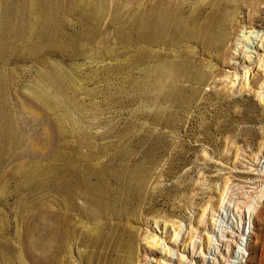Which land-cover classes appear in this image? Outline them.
<instances>
[{"label":"rangeland","instance_id":"374dc122","mask_svg":"<svg viewBox=\"0 0 264 264\" xmlns=\"http://www.w3.org/2000/svg\"><path fill=\"white\" fill-rule=\"evenodd\" d=\"M27 1L0 0V264H217L241 230L225 264H264V0H227L222 48L149 58L116 34L158 0H41L45 32ZM174 54L182 75L157 88L145 60Z\"/></svg>","mask_w":264,"mask_h":264},{"label":"bare ground","instance_id":"6f19581e","mask_svg":"<svg viewBox=\"0 0 264 264\" xmlns=\"http://www.w3.org/2000/svg\"><path fill=\"white\" fill-rule=\"evenodd\" d=\"M14 1V0H13ZM19 1V0H18ZM178 1V0H177ZM25 2V1H24ZM49 2V1H48ZM51 3V2H50ZM94 3V2H93ZM228 1L227 0H211L210 1V5H209V8H208V11L205 13V14H198V15H192V16H186L183 14V12L180 10V7L175 3V0H158V2H156L155 4H153L152 6H150L147 10L145 11H140L139 12V17H133V21L131 22V27H129L126 31H121V30H118L117 32V37L120 38L124 41V44L129 46L131 44H137V43H141L144 45V48H143V51L142 53L146 56V58L148 56H150V53L148 51V47H172V48H175L176 51H177V48L180 47L181 45H183L185 42H191V43H197V44H201L202 45V48L204 50H209V49H212L214 48L215 50L217 49H220L224 46L227 38L230 36V30H229V26H228V22H227V19H226V16H225V8L227 7L228 5ZM41 0H28L27 1V8H26V12H27V18H32L34 19V22L32 23H29V26L27 25V27H30L31 29H34L36 27H41L40 30H43L44 31V27L45 26H42V23L40 20H42V18L45 19L46 17V20H52L53 17L56 16V14H52V12L50 11H44L42 8V5H41ZM89 5L91 3H88ZM48 5V3H47ZM96 6V5H95ZM92 7V6H91ZM11 8V7H10ZM91 11V8L88 7ZM93 8V7H92ZM88 9V10H89ZM182 9V8H181ZM11 10V9H9ZM8 10V11H9ZM13 10V9H12ZM17 10V9H16ZM87 10V9H86ZM80 11V10H79ZM78 11V12H79ZM7 12V11H6ZM23 12V11H22ZM58 12V11H57ZM93 12V11H92ZM91 12L92 16L93 13ZM8 13V12H7ZM5 13V14H7ZM19 13V12H18ZM90 13V12H89ZM24 14V13H23ZM59 14V13H58ZM57 14V16H58ZM82 12L79 14L80 17L79 19H81V21L83 19H87L85 18L86 16H84L85 14H82ZM25 15V14H24ZM87 15V14H86ZM133 15H136V14H133ZM132 15V16H133ZM19 17V16H18ZM131 17V16H130ZM24 18V17H23ZM132 18V17H131ZM92 19V18H91ZM90 19V20H91ZM6 20V19H4ZM57 20V19H56ZM55 20V22H56ZM78 20V19H77ZM88 20V19H87ZM31 21V20H30ZM22 22V21H21ZM89 22V21H88ZM122 22V21H121ZM5 23V22H4ZM27 23V21H26ZM92 23V22H91ZM120 23V22H119ZM125 23V22H124ZM3 24V23H2ZM54 24V23H53ZM95 24V23H94ZM129 24V23H128ZM18 25V24H17ZM22 25V24H21ZM52 25V24H51ZM82 25V23H81ZM118 25V23H117ZM49 26V25H47ZM80 26V25H79ZM121 26V24H120ZM119 26V27H120ZM124 26V25H123ZM130 26V25H129ZM5 27V26H4ZM92 28L94 26H91ZM127 27V25H126ZM50 28V27H49ZM74 28V27H73ZM116 28V27H115ZM47 29V27H46ZM61 29V28H60ZM90 29V27H89ZM126 29V28H124ZM9 30V28H8ZM22 30V29H21ZM27 30V29H26ZM36 30V29H35ZM54 30V28H53ZM74 30V29H72ZM87 29L85 28V31ZM12 31V30H11ZM25 31V30H24ZM52 31V29H51ZM75 31V30H74ZM84 31V32H85ZM92 31V30H91ZM95 31V30H94ZM35 32V31H34ZM33 32V33H34ZM38 32V31H37ZM45 32V31H44ZM43 32V33H44ZM54 32V31H53ZM52 32V33H53ZM77 32V31H76ZM87 32V31H86ZM116 32V31H115ZM32 33V32H31ZM36 33V32H35ZM41 33V32H40ZM51 33V34H52ZM64 33V31H63ZM68 33V32H67ZM73 33V32H72ZM80 32H78L79 34ZM82 33V32H81ZM91 33V32H90ZM6 34V33H5ZM15 34H18V33H15ZM14 34V35H15ZM62 34V33H61ZM66 34V33H65ZM21 35V34H20ZM34 35V34H33ZM42 35V33H41ZM45 35V34H44ZM47 35V34H46ZM49 35V34H48ZM67 35V34H66ZM30 36V35H28ZM36 36V35H35ZM38 36H39V33H38ZM54 36V35H53ZM64 36V34H63ZM88 36V35H86ZM95 36V35H94ZM6 37V36H5ZM10 37V36H9ZM12 37V36H11ZM16 37V36H15ZM18 37V36H17ZM20 37V36H19ZM34 37V36H33ZM42 37V36H41ZM45 37V36H44ZM60 37V36H59ZM77 39H80V44L81 42H83V40L85 39V37L82 35H76L75 36ZM92 37V35H91ZM37 38V37H36ZM35 38V39H36ZM49 38H50V35H49ZM52 38V37H51ZM55 38V37H54ZM76 38H74L76 40ZM245 39H248L249 38V35H245L244 36ZM12 39V38H11ZM32 39V38H31ZM41 39V38H40ZM47 39V38H46ZM71 39V38H70ZM73 39V40H74ZM94 39V37H93ZM3 40V39H2ZM10 40V39H9ZM33 42L35 41L34 39H32ZM51 40V39H50ZM65 40V39H64ZM63 40V41H64ZM17 41V40H16ZM44 41V40H43ZM62 41V40H61ZM62 41V42H63ZM67 41V40H66ZM78 42V40H76ZM121 41V40H120ZM15 42V41H14ZM28 42V41H27ZM32 42V43H33ZM49 42V41H48ZM53 42V41H52ZM50 42V43H52ZM85 42V41H84ZM89 42H91L89 40ZM10 43V42H9ZM20 45H21V41H19ZM24 43V42H23ZM30 43V44H32ZM61 43V42H60ZM73 43V42H72ZM77 43V45L79 44ZM87 43V42H86ZM92 43V42H91ZM122 43V42H120ZM26 44V43H25ZM46 44V42H45ZM49 44V43H47ZM67 44V42H66ZM65 44V46H66ZM71 44V43H70ZM69 44V45H70ZM83 44V43H82ZM81 44V45H82ZM7 44L3 45L2 46H6ZM10 45V44H9ZM20 45H18L20 47ZM61 45V44H60ZM74 45V44H73ZM87 45V44H86ZM11 46V45H10ZM9 46V47H10ZM27 46V45H26ZM64 46V47H65ZM133 46V45H132ZM1 47V46H0ZM24 47V46H23ZM28 47V46H27ZM50 47V46H49ZM56 47V46H55ZM73 47V46H72ZM8 48V47H7ZM52 48V46H51ZM76 48V47H74ZM127 48V47H126ZM3 49V47H2ZM9 49V48H8ZM7 49V50H8ZM24 49V48H23ZM48 49V47H47ZM70 49V48H69ZM80 49V48H79ZM78 49V50H79ZM168 49V48H167ZM4 50V49H3ZM10 50V49H9ZM12 50H15L12 49ZM11 50V51H12ZM18 50V49H17ZM21 50V49H20ZM60 50V49H59ZM58 50V52H59ZM173 50V49H172ZM22 51V50H21ZM35 51V50H34ZM53 51L54 50V47H53ZM65 51V50H64ZM10 52V51H9ZM14 52V51H13ZM57 52V50H56ZM57 52V53H58ZM66 52V51H65ZM68 49H67V52L68 53ZM78 52V51H77ZM175 52V51H174ZM1 53H3V51L1 50ZM34 53V52H33ZM62 53V52H61ZM64 53V52H63ZM8 54V53H7ZM65 54V53H64ZM72 54V53H71ZM74 54V53H73ZM76 54V52H75ZM179 54V53H178ZM158 55V54H157ZM72 55H70L71 57ZM74 56V55H73ZM145 56L141 57V58H145ZM161 56V55H159ZM170 56V55H169ZM172 56V55H171ZM174 56V57H173ZM172 56V58H169L168 60H165L162 58V60H165V61H155L156 63L154 64H151L150 62H146V64H144V75L146 76V78H149L150 79H153V77H156V78H159V81L156 80L155 83V86L157 88H161L164 84V82H167L169 80L172 81V79H176L177 77H180V71L182 70V68L186 65L185 63H179L178 60H176L175 56H177V54H174ZM182 56V55H181ZM188 56V55H187ZM152 57V56H150ZM158 57V56H157ZM178 57V56H177ZM186 57V56H184ZM183 57V58H184ZM145 58V59H146ZM149 58V57H148ZM160 58V57H159ZM165 58V57H164ZM179 58V57H178ZM1 59V58H0ZM155 59H158V58H155ZM141 60V59H140ZM147 60H150V59H147ZM160 60V59H159ZM184 60V59H183ZM259 61H257V65L260 66V65H263L264 64V61L262 59H258ZM144 61V60H143ZM180 61V60H179ZM189 61L191 62V59H189ZM186 62V61H185ZM142 63V62H141ZM150 63V65L148 64ZM188 63V62H187ZM191 64V63H190ZM189 64V65H190ZM188 66V65H187ZM193 66V65H192ZM190 66V67H192ZM194 68V67H193ZM121 69V68H120ZM118 69V70H120ZM188 69V68H187ZM186 70V69H185ZM52 72V71H51ZM49 73L50 74V77H51V74L52 73ZM56 72V71H54ZM184 72V70H183ZM186 73V72H185ZM189 73V72H188ZM54 75H56L55 73H53ZM242 74V73H241ZM53 75V76H54ZM59 75V74H58ZM182 75V74H181ZM184 75V74H183ZM237 75V74H236ZM189 76V75H188ZM234 76V75H233ZM48 77V78H50ZM56 76H54V79H55ZM235 77V76H234ZM60 78V76H59ZM57 77V79H59ZM240 78V77H239ZM52 79V78H51ZM130 79V78H129ZM187 79V78H186ZM56 80V79H55ZM54 80V82H56ZM61 80V79H59ZM58 80V82H59ZM181 80V79H180ZM188 80V79H187ZM236 80H237V83H238V77H236ZM128 81V79H127ZM133 81V80H132ZM136 81V80H134ZM138 81V80H137ZM145 81H148V79H145ZM170 81V82H171ZM53 82V83H54ZM126 82V81H125ZM129 82V81H128ZM151 82V81H150ZM176 82V80H175ZM182 82V80H181ZM184 82V81H183ZM188 82V81H187ZM190 82V81H189ZM57 83V82H56ZM134 84V82H131ZM153 83V84H154ZM173 83V82H172ZM178 83V82H176ZM180 83V82H179ZM200 83V82H199ZM232 83V82H231ZM62 84V83H60ZM168 84V83H167ZM171 84V83H170ZM59 86V84H57ZM136 86H137V82H136ZM146 86V85H145ZM66 87V86H65ZM65 87H62V89ZM173 87V85H172ZM239 87V86H237ZM178 88V86H177ZM174 88H172L173 90ZM66 90V89H65ZM69 91V90H68ZM178 91V90H177ZM63 92V91H62ZM66 92V91H64ZM63 92V93H64ZM164 94V93H163ZM63 95V94H62ZM68 95V93H67ZM65 97H66V94H65ZM38 98V96H37ZM68 99V98H67ZM49 104V103H48ZM52 104H55V103H52ZM51 104V105H52ZM156 104V103H155ZM57 105V103H56ZM50 106V105H49ZM48 106V107H49ZM59 106V104H58ZM51 107V106H50ZM47 108V107H46ZM56 108V107H55ZM49 109V108H48ZM58 109V107H57ZM55 109V110H57ZM50 110V109H49ZM51 111V110H50ZM60 111V110H58ZM91 113V112H90ZM68 115V113H65V115ZM71 115V114H70ZM67 118V117H66ZM68 119H69V116H68ZM11 120V119H10ZM9 120V121H10ZM69 121V120H67ZM57 122V121H56ZM60 122V120H59ZM63 122V121H61ZM60 122V123H61ZM69 123V122H68ZM59 125V124H57ZM62 126V125H61ZM69 126V125H68ZM43 127V125H42ZM64 127V126H63ZM71 127V125H70ZM75 127V126H74ZM77 128V127H76ZM8 129V128H7ZM42 129V128H41ZM44 129V128H43ZM65 129V128H64ZM69 129V128H68ZM15 130V128H14ZM62 130V129H61ZM67 130V129H66ZM60 132V130H59ZM63 132V131H62ZM61 132V133H62ZM68 132V131H67ZM68 133H71L68 132ZM73 133V132H72ZM9 135V134H8ZM46 136V135H45ZM63 137V136H62ZM60 138V137H58ZM62 139V138H61ZM59 139V141L61 140ZM65 139V138H64ZM18 140V139H17ZM63 140V139H62ZM16 141V140H15ZM20 141V140H18ZM64 141L60 142L61 144L63 143ZM16 143V142H15ZM19 144V143H18ZM47 144V143H45ZM16 145V144H15ZM62 152V151H61ZM32 154V153H31ZM40 154V153H39ZM46 154V153H45ZM42 155L44 156V154L42 153ZM262 160L260 161V169L258 171H261V173L263 172L264 173V151H263V154H262ZM33 156V155H32ZM38 156V155H37ZM76 156V154H75ZM130 156V155H129ZM41 157V156H40ZM35 158V156L33 157ZM113 158V157H112ZM43 159V157H42ZM121 159V158H120ZM41 160V159H40ZM39 160V161H40ZM61 160V159H60ZM63 160V159H62ZM111 160V159H110ZM46 161V160H45ZM99 161V160H98ZM114 161V160H113ZM119 161V160H118ZM34 162H37V161H34ZM48 162V161H47ZM43 163V162H42ZM65 163V162H64ZM106 163V162H105ZM27 164V163H26ZM32 164V163H30ZM35 164V163H34ZM63 164V163H62ZM73 164V163H72ZM65 165V164H64ZM96 165V164H95ZM94 165V166H95ZM37 166V165H36ZM67 166V164H66ZM65 166V167H66ZM70 166V165H69ZM68 166V167H69ZM20 167V166H18ZM22 167V166H21ZM24 167V166H23ZM65 167H64V172H65ZM73 167V166H72ZM43 168V166H42ZM42 168L40 170H42ZM80 168V167H79ZM30 169V167H29ZM33 169V168H31ZM35 169V168H34ZM33 169V170H34ZM46 169V168H45ZM119 169V168H118ZM124 169V168H123ZM134 169V168H133ZM74 169H72L73 171ZM112 170V169H111ZM20 171V170H19ZM23 171V170H22ZM21 171V172H22ZM30 171V170H29ZM43 171V170H42ZM59 171V169H58ZM56 172V171H55ZM63 172V173H64ZM67 172V171H66ZM65 172V173H66ZM71 172V171H70ZM119 172V171H118ZM123 172V171H122ZM25 173V171H24ZM33 173V172H32ZM60 173V172H59ZM106 173V172H104ZM27 174V173H26ZM52 174V173H50ZM61 174V173H60ZM110 174V173H109ZM122 174V173H121ZM135 174V173H134ZM252 174H256V173H252ZM33 175V174H32ZM54 175V174H53ZM69 175V174H68ZM108 175V174H106ZM43 176V175H42ZM49 176V175H48ZM56 176V175H55ZM61 176V175H60ZM63 176V175H62ZM96 176V175H95ZM130 176V175H128ZM254 176V175H253ZM17 177V176H16ZM21 177V176H20ZM40 177V176H39ZM44 177V176H43ZM51 178V176H49ZM132 176H130L131 178ZM255 177V176H254ZM23 178V177H22ZM33 178V177H32ZM46 178V177H45ZM54 178V177H52ZM63 178V177H62ZM20 179V178H19ZM42 179V178H41ZM56 179V177H55ZM83 179V178H82ZM59 180V179H58ZM122 180V179H121ZM127 180H130V179H127ZM133 180V179H132ZM137 180V179H136ZM23 181V180H22ZM52 181V180H51ZM54 181V180H53ZM61 181V180H59ZM49 182V181H48ZM64 182H65V179H64ZM63 182V183H64ZM120 182V181H119ZM53 183V182H51ZM49 183V184H51ZM62 183V184H63ZM108 183V182H107ZM106 183V184H107ZM55 184V183H54ZM56 185V184H55ZM61 186V185H60ZM59 186V187H60ZM114 186V185H113ZM51 187V186H50ZM55 188V187H54ZM53 188V190H54ZM64 189V188H63ZM66 189V187H65ZM60 190V189H59ZM58 190V191H59ZM55 192V191H54ZM64 192V191H63ZM66 192V191H65ZM109 192V191H108ZM73 196V195H72ZM80 200V199H79ZM119 203V202H118ZM62 204V203H61ZM238 211V210H237ZM243 213V211H242ZM67 214V213H66ZM84 214V213H83ZM241 214V213H240ZM239 218V217H238ZM252 218V217H251ZM240 219V218H239ZM249 219V225H250V218L248 217ZM239 225V224H238ZM251 227H252V231H249L247 232L246 236V240H247V245L250 244V242L252 241L251 240V237L254 236L255 234V231L256 228L254 227L253 224H251ZM219 232V231H218ZM249 233V234H248ZM237 234V233H236ZM234 234V235H231V232H229V235H222L224 236L220 241H224L225 242V247H226V250H225V254L221 256V258L219 259V262L217 264H225L227 263L228 261L230 260H227L228 257H230V253L231 251L228 249L230 247V244H233L234 247L236 248V243L238 241H240L241 239V236H242V230H241V233L240 234ZM233 255H239L235 250L232 251ZM217 262V261H216Z\"/></svg>","mask_w":264,"mask_h":264}]
</instances>
